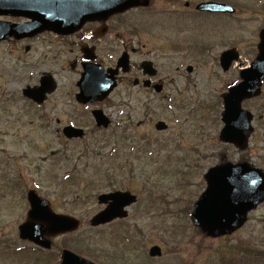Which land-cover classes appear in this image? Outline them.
I'll use <instances>...</instances> for the list:
<instances>
[{
    "label": "rangeland",
    "instance_id": "374dc122",
    "mask_svg": "<svg viewBox=\"0 0 264 264\" xmlns=\"http://www.w3.org/2000/svg\"><path fill=\"white\" fill-rule=\"evenodd\" d=\"M176 28L160 24L154 31L158 34L168 31L173 38ZM49 40V37L41 40L44 41L42 59L48 51ZM249 42H233L240 43L242 57L238 67L227 73L220 68L218 57L232 42H199L201 56L198 52L197 60L185 59L183 79H179L182 85L167 86L168 100L153 97L150 102V95H146L144 89L121 84L108 100L89 107L75 101L80 67L76 64L73 68L71 64L80 54L77 47L58 42L57 53H49L48 60L38 69L37 73L49 70L59 78L57 93L43 107L24 99L21 85L11 90L5 86L8 75L3 57L0 69V247L12 240L19 241L18 226L29 210L26 195L29 190H36L51 202L55 212L82 222L77 233L53 241V250L45 255L46 261L50 260L48 264L55 261L64 246L101 255L103 251H110L111 243L120 241V232L131 237L133 253L128 264H264V203L248 215L241 228L227 235L201 233L191 220L193 205L206 189L204 177L210 168L238 163L244 158L264 172V122L261 123L264 119L260 115L264 112V87L260 99L243 104L255 115V130L247 150L239 151L219 140L223 128L222 95L239 79V68L255 58L248 51L250 53L257 42ZM203 45L208 46L204 52ZM30 58L34 56L26 57ZM189 65L194 67L192 74L186 73ZM94 108L102 109L112 119L109 129L96 128L91 115ZM158 121H164L168 130L158 132L155 129ZM66 124L84 128L86 138L67 141L61 133ZM111 148L117 151L118 158L132 148L143 153L131 156L138 175H133L137 179L130 189L139 202L130 209L131 216L123 223L91 232L89 220L101 210L97 196L109 191L107 186H112L109 183L116 178L119 184L123 182V170L115 171L117 176L107 175L105 160L100 161L94 154L99 151L105 154ZM148 149L146 160L143 155ZM75 162L80 168H76ZM86 163L87 166H83ZM115 163L116 160H112L109 165ZM117 164L118 161L117 168L122 167ZM75 169L79 179L73 175ZM93 175L95 177L91 178ZM87 184L90 188H86ZM84 237L95 239L96 244L89 245ZM23 244L20 246L31 248ZM154 245L162 249L160 259L148 256ZM243 247L255 252L250 256L241 252L239 259L231 257L233 249ZM91 260L98 264L111 262V259ZM7 261L0 259V264Z\"/></svg>",
    "mask_w": 264,
    "mask_h": 264
},
{
    "label": "water",
    "instance_id": "95a60500",
    "mask_svg": "<svg viewBox=\"0 0 264 264\" xmlns=\"http://www.w3.org/2000/svg\"><path fill=\"white\" fill-rule=\"evenodd\" d=\"M138 2L137 0H0V14L20 15L32 19V23L21 26H6L0 28V40L10 35L31 36L43 31H53L58 34H72L78 31L85 21L93 16L108 15L124 11ZM9 10V11H8ZM235 54L226 52L221 57L224 71H228ZM120 65L126 66L122 60ZM106 76L101 68H86L78 84L80 93L77 100L80 103L104 100L116 86L114 75ZM243 82L229 90L224 95L225 112L223 122L225 127L220 139L225 143H233L244 149L253 129L251 113L242 110L244 99L259 96L264 81V40L259 45V55L250 69L241 73ZM49 84H51L49 82ZM54 85L48 82L35 90L26 92L36 102L42 103L45 91ZM52 88V87H51ZM94 117L98 126L107 127L109 120L102 111H95ZM157 128L165 129L160 123ZM68 138H83L84 131L68 127L64 130ZM208 188L200 201L195 205L193 221L209 235L231 233L241 227L247 214L264 201V174L248 164L224 166L210 169L206 175ZM31 210L27 220L19 227L20 238L28 240L43 249H50L49 239L61 234L76 231L79 221L57 215L51 210L50 203L40 198L36 192L28 194ZM112 201L110 206L91 220L92 226H100L116 218L126 217L123 208L135 201L128 193H114L99 197V202ZM150 256H161V249L154 247ZM62 264H93L77 255L64 251Z\"/></svg>",
    "mask_w": 264,
    "mask_h": 264
},
{
    "label": "flooded vegetation",
    "instance_id": "af4514ba",
    "mask_svg": "<svg viewBox=\"0 0 264 264\" xmlns=\"http://www.w3.org/2000/svg\"><path fill=\"white\" fill-rule=\"evenodd\" d=\"M148 1L146 7L88 21L79 33L69 37L43 33L0 40V69L3 57L7 65L5 86L11 90L21 85L23 91L29 86L39 85L43 75L50 72L40 70L37 73L38 69L48 60L49 53H57L56 44L61 42L77 47L80 52L71 64L73 68L76 64L82 67V56H86L89 62L99 64L105 70L115 69L121 56L128 53L129 71L118 77V83L135 85L144 89L146 95L165 100L167 85H182L179 79H183L185 59L194 57L197 60L202 47L199 42H232L229 48L240 52V43L233 42H257L250 53L248 51V54L255 55L258 43L264 40V0ZM219 5L233 11L214 7ZM0 22L20 25L27 19L0 14ZM160 24L177 27L173 38L168 31L167 34L155 33V27ZM46 37L53 42H47L49 48L44 54L45 59H42L41 45L44 41L41 40ZM207 47L203 45L202 52ZM27 56L34 58L26 59ZM48 64L51 65V61ZM144 85H148L147 88Z\"/></svg>",
    "mask_w": 264,
    "mask_h": 264
},
{
    "label": "trees",
    "instance_id": "16d2710c",
    "mask_svg": "<svg viewBox=\"0 0 264 264\" xmlns=\"http://www.w3.org/2000/svg\"><path fill=\"white\" fill-rule=\"evenodd\" d=\"M93 243L96 244V240H93ZM240 248L237 249H233V254L237 255L239 257L241 252H244V255L246 256H250L252 255V253H254L255 251L252 249L250 250L248 247H243L242 250H239ZM88 256H92L90 253L88 254ZM243 262H246V260L242 259Z\"/></svg>",
    "mask_w": 264,
    "mask_h": 264
}]
</instances>
